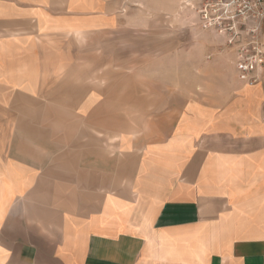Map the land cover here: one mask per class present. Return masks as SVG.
Listing matches in <instances>:
<instances>
[{
    "label": "crops",
    "instance_id": "0c3cea01",
    "mask_svg": "<svg viewBox=\"0 0 264 264\" xmlns=\"http://www.w3.org/2000/svg\"><path fill=\"white\" fill-rule=\"evenodd\" d=\"M121 10L0 0V264H264V76L122 70Z\"/></svg>",
    "mask_w": 264,
    "mask_h": 264
},
{
    "label": "rangeland",
    "instance_id": "374dc122",
    "mask_svg": "<svg viewBox=\"0 0 264 264\" xmlns=\"http://www.w3.org/2000/svg\"><path fill=\"white\" fill-rule=\"evenodd\" d=\"M199 6L190 0H122V70H150L154 76L167 74L175 85L178 73L192 82L195 72L205 77L200 79V85L208 87L212 85L208 78L212 65L225 54L230 56L228 64L239 78L238 65L245 58L251 65L250 78L260 81L259 77L264 76V28L256 35L243 31L237 37L244 43L227 45L225 36L203 26L196 12ZM255 40L257 43L252 44Z\"/></svg>",
    "mask_w": 264,
    "mask_h": 264
},
{
    "label": "built area",
    "instance_id": "2783aa9c",
    "mask_svg": "<svg viewBox=\"0 0 264 264\" xmlns=\"http://www.w3.org/2000/svg\"><path fill=\"white\" fill-rule=\"evenodd\" d=\"M190 1L200 5L196 12L200 16L203 26L207 29H215L225 36L227 45L244 43L237 37L243 31L256 35L264 28V0ZM255 43H257L256 40L252 41V44ZM240 57L244 58L242 54ZM238 70L242 81L251 85L257 82L256 77L250 78L251 65L245 58L240 61Z\"/></svg>",
    "mask_w": 264,
    "mask_h": 264
},
{
    "label": "bare ground",
    "instance_id": "6f19581e",
    "mask_svg": "<svg viewBox=\"0 0 264 264\" xmlns=\"http://www.w3.org/2000/svg\"><path fill=\"white\" fill-rule=\"evenodd\" d=\"M197 25V24H196Z\"/></svg>",
    "mask_w": 264,
    "mask_h": 264
}]
</instances>
